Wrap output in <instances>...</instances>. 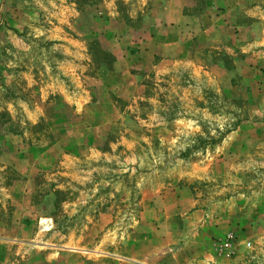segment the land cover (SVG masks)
<instances>
[{
	"label": "rangeland",
	"instance_id": "374dc122",
	"mask_svg": "<svg viewBox=\"0 0 264 264\" xmlns=\"http://www.w3.org/2000/svg\"><path fill=\"white\" fill-rule=\"evenodd\" d=\"M0 264H264V0H0Z\"/></svg>",
	"mask_w": 264,
	"mask_h": 264
},
{
	"label": "built area",
	"instance_id": "2783aa9c",
	"mask_svg": "<svg viewBox=\"0 0 264 264\" xmlns=\"http://www.w3.org/2000/svg\"><path fill=\"white\" fill-rule=\"evenodd\" d=\"M218 245L219 249L222 251H226V253H230L232 251V241L230 240L229 235L221 240Z\"/></svg>",
	"mask_w": 264,
	"mask_h": 264
}]
</instances>
